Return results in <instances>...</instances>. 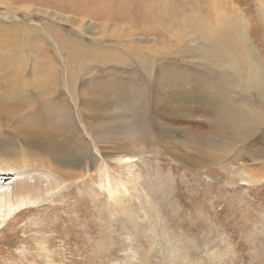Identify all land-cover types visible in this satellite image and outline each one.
Listing matches in <instances>:
<instances>
[{"label": "rangeland", "instance_id": "374dc122", "mask_svg": "<svg viewBox=\"0 0 264 264\" xmlns=\"http://www.w3.org/2000/svg\"><path fill=\"white\" fill-rule=\"evenodd\" d=\"M159 1L171 4L168 23L155 15ZM208 1L0 0V84L12 75L18 79L13 54L21 43L27 59L16 91L0 90V152L9 143L16 146L11 150H26L13 134L41 125L36 134L49 142L42 153L59 166L26 167L35 177L67 180L47 205L21 211L0 226V264H264V112L259 111L261 118L248 116L251 134L228 152L213 144L228 135L216 133L209 145L207 134L219 115L183 122L175 131L171 121L162 120L170 134L162 139L148 113L170 95V86L184 93L187 81L196 85L202 79L230 100L231 85L222 76L227 73L214 70V56L221 53L193 35L196 23L243 18L252 51L264 64V0H217L218 9ZM190 8L199 17L192 18V29L180 28ZM162 27L183 33L181 40L174 33L162 35ZM24 28L33 36L18 31ZM219 35L225 40L228 30L215 32ZM241 48L233 53L239 62L247 58ZM51 66L57 82L53 94ZM172 74L178 78L171 85ZM25 98L32 103L26 106ZM101 98L107 107L93 110ZM253 100L258 106L256 96ZM137 143L143 147H132ZM80 146L89 150L87 157L64 171L59 157L60 163L69 161L66 152L80 158ZM123 156L133 157L131 167L118 165ZM106 180L122 191L111 187L116 193H109L101 185Z\"/></svg>", "mask_w": 264, "mask_h": 264}, {"label": "bare ground", "instance_id": "6f19581e", "mask_svg": "<svg viewBox=\"0 0 264 264\" xmlns=\"http://www.w3.org/2000/svg\"><path fill=\"white\" fill-rule=\"evenodd\" d=\"M208 2L210 4V6L213 7V9H218L217 3H216L217 0L216 1L212 0V2H210V1H208ZM170 6H171V4L163 3L162 1H159V2H156V5L154 7L155 15L158 18H160L162 21H164L165 23H168L166 21V18L168 17ZM108 8H111V7H108ZM124 9L126 11L125 7H124ZM191 10H193V9L190 8V14L185 16V19L181 21V22H184V25L180 24V28L184 27V28L192 29L189 26V24L193 21V19H195L194 17H197L198 15H196L197 13L192 14ZM196 12H198V11H196ZM213 16H215V15H213ZM236 18L238 19V21L236 20ZM248 26H249V24L243 18L241 20V18H238L237 16L236 17H234V16H228L227 17L226 16V19L224 22L215 21V22H209L208 24L207 23H205V24L196 23V27H195L196 30L192 29L193 35L197 36L199 34L201 36L202 40H205L206 43L209 42L213 46L214 49H217V51H219L221 53V55H218L219 54L218 53L216 56H214L215 59H213V62L215 60V64H216V65L214 64L215 65L214 70H217L219 72V74H220V72L224 73V71L227 73V76L226 75H222V76L225 78V80H227L229 82L228 85H231L230 100L226 99L227 98L225 95L226 92L225 93L222 91H221V93L215 92V90H213L210 85H208L207 83L202 81V79L197 81L196 85L195 84L189 85L190 82L187 81L185 84H183V86L185 87L184 88L185 92L183 93L182 91H180V89H178V87H177V89L175 86L173 88L172 84H174L175 80L178 77H177V75L172 74L170 79H169L170 84L172 85V86H170V87H172L170 95L165 97V99L161 102V104L156 109H154V112H152V110L150 112H148V113H150V115H153V118H154L153 121H154V123H156V124H154L155 129L159 130L163 134L162 139H166L170 136V134L165 133V131H164V125L165 124L161 123L162 120L171 121V126H172L173 130L175 131V130L182 129L185 126L182 124L183 122L187 123L188 121H190L191 123H195V120H197V119H203V120H208V119L213 120L214 119L215 120L214 117H217L219 115V117H221V120H219L215 123H211L212 133L207 134L208 138H209V145H212V138L216 137V133L225 134V136L228 135V137L223 139L224 142H222L221 140L218 141L220 138L218 140L217 139L214 140L213 144H214V148H216L215 149L216 151H219V149H222L223 152H225V151L228 152L233 147L241 145L244 141L246 142V138H247L246 133H248V131H250V129L252 128V124H250L248 119H247L248 116L261 118L259 111H261V115L263 114L262 111L264 112V66H263L264 64L263 65L260 64V62L256 59L257 58L255 56L256 53H253V51H252V43H251V41H249V39H250L249 33L250 32H249ZM33 27L34 26L31 25L30 28H33ZM30 28L29 29L28 28L18 29V31L22 32L23 36L31 37V36H33V33H32ZM164 28L165 27L161 28V34L162 35H165L168 33H174L181 40L183 33L174 32L175 31L174 27H172L171 29H167L166 31ZM225 28L228 30V33H229V36L227 38H225V40L222 37H220V35L215 36V32L225 30ZM235 29H236V33L233 35V32L235 31ZM45 31L47 32L48 35H53L52 28H50V27L45 28ZM231 33H232V36L230 37ZM55 35L58 36L57 33L54 34V36ZM36 38L38 39L39 36H37ZM233 38H235V39H233ZM12 39L14 40L13 37H12ZM21 39H22V36H21ZM55 39L57 41H59L57 38H55ZM238 47H240V48L242 47L241 48L242 50L240 49L241 54L243 51L244 55L243 54L242 55L247 57V58H243L244 59L243 64H241L243 62V59L241 62H239L235 58V54H233L234 52L237 51ZM22 49H23V44L21 43L19 46L16 47L15 52L13 54V56H14V60H13L14 64L13 65L16 68V71H17L16 73H18V76H17L18 79H13V77H15V76L12 75L11 76L12 78L7 79L3 83L0 84V90H8V92L14 91V90L16 91V89L18 87V83L24 81V79H23L24 72H25L24 61L27 59L23 55ZM46 50L49 51V49H46ZM188 50H190V49H188ZM188 50H185V53ZM90 51H91V49H90ZM210 54H212V53H210ZM86 56H87V54H86ZM49 57L48 56L46 57L47 60L49 59ZM203 57H205V56H203ZM15 60H17V63L15 62ZM51 60H52V58H51ZM206 64H208V63H206ZM8 65H9V62H8ZM52 67L53 66L50 67V69H51V72H50L51 73L50 74L51 82L48 83V87H49L48 91H50L53 94V93H55V86L53 87L52 85H55L57 82L55 80H53L56 78V75L54 74V70H53L54 68H52ZM210 67L211 66H208V68L211 71ZM8 71L10 72L12 70L10 68H8ZM148 72H149V74L154 73L153 66H151L149 68ZM207 75H209V74H207ZM167 77H169V75ZM181 77H183V79H184L185 75H183ZM219 77H220V75H219ZM220 79H221V77H220ZM213 81H215V80H213ZM183 82H185V81H183ZM192 83H194V81H192ZM216 83L217 82H215V84ZM70 86H69V88H70ZM217 87H219V86H217ZM20 92H21V94L23 93L26 97L24 87H22L20 89ZM121 92H122V90H121ZM164 93L165 92H163L161 94H164ZM251 93H254L255 96L257 97V99L259 101L258 106L256 104H254L253 97H255V96ZM95 94H97V93H95ZM124 94L126 95V93H123V95ZM143 94H144V92H143ZM112 95H114L113 92H112ZM112 95H111V97H112ZM115 96H117V95H115ZM140 96H141V94H140ZM211 98H214V100H215L214 103L212 105L211 104L207 105L206 101L209 103L208 100L211 101L212 100ZM244 98H245V101H244ZM104 99L105 98H101L99 100V102L96 104L95 108H93V110H95L97 108H101V110H104V108L107 107V100L105 103ZM248 99L250 100L251 105L247 104ZM86 101H88V100H86ZM27 103H28V105L31 104L32 99L27 100V98H25L26 106H27ZM165 107H168V110H165ZM80 110H82V109H80ZM17 112L20 113L21 109H17ZM59 113H61V112H59ZM3 114L5 116H12L11 112L7 113L5 111ZM222 114L227 115L228 117L225 118V117L221 116ZM235 117L238 119L239 123L234 121ZM261 119H264V118H261ZM40 128H41V125L37 126V128H34V129H27V128L19 129V130H17V132L15 134H13L16 138H18V140L20 142L25 144V146H23V147H26V150L18 149V148H14L13 150H11L10 148L15 146V144L9 143L8 149L4 150L3 152H0V226L1 227L2 226L4 227V224L7 221H9L14 215H16L17 213H20L21 211L31 210V209H35V208L39 209L40 207L47 205L45 203L47 201H49V198H51L55 194V192H58L61 189H63V188H61V186L65 185V184H62V182L67 181V180H63L60 183V181L56 180V179L55 180L43 179L42 176H40V175H39L40 177L39 176L35 177V175L31 174L32 169L30 170L29 168L26 167L27 163L28 164H30V163L36 164V165H39V164L40 165H43V164L58 165V164H55V162L52 160L53 157L49 158L42 153V150H43L42 145H44L46 143L48 144L49 142H47L46 137L43 138L42 136H39V134H40L39 132H38V135L36 134V131H39ZM192 128H194V127L192 126ZM201 129H203V128H201ZM207 129H209V128H204L205 131ZM253 130H254V128H253ZM13 131H12V133H13ZM200 132L201 131L199 130L198 131V137L201 138V136H203L202 135L203 133L199 134ZM250 134H251V131H250ZM200 138H197L198 141ZM58 141L63 142L62 140H58ZM134 146H139L140 148L143 147V145L141 143H139V144L137 143V145L132 144V147H134ZM80 147L82 149L80 154L81 153L82 154H81L80 158H78V159H77V157L74 158L73 155L70 154L69 152L65 153V154H67V159L69 160L68 162L60 163L62 161V158L59 157L58 162H59L60 166L64 168L63 169L64 171H65V169L70 170L73 167L77 168V166H73V165L76 162H78L79 160H82V162H83L84 158L87 157L89 150H87L85 147H82V146H80ZM216 153H218V152H216ZM217 155L218 154H216V156ZM216 156H213L215 161H217ZM116 159L117 158H115L113 160H116ZM47 162H50V163H47ZM117 162L119 163L118 165H121L122 167L128 168V167H131V165L135 162V160L131 156H123V157L119 158L117 160ZM15 164H20V165H15ZM82 165H83V163H82ZM33 169H35V168H33ZM245 169H247V168H245ZM53 170H54V168H53ZM29 171H31V172H29ZM51 171H52V169L50 170V172ZM64 171L60 172L62 176H64V175L70 176V172H64ZM248 172H250V173L253 172V169H248ZM57 173H58V171H57ZM67 173H69V174H67ZM256 173H258V171ZM255 176H257V175H255ZM73 179H75V177H73ZM106 179H107V177H106ZM109 179H107V180L109 181ZM107 180H106V183H102L101 185H103L104 187H107L109 193L114 195V193L122 191L121 188H123V186L117 187V188L112 187L109 185ZM254 180H255V177H254ZM121 181L123 182V180H121ZM253 183L254 182H252V184ZM125 186H127V185H125ZM64 187H66V186H64ZM111 187L116 192L113 193L111 190H109ZM127 191H128V189L126 190V193H127ZM166 242H168V241H166ZM174 243L177 244V242H174ZM176 246L177 245H174V248ZM177 252L179 254V250H177Z\"/></svg>", "mask_w": 264, "mask_h": 264}]
</instances>
